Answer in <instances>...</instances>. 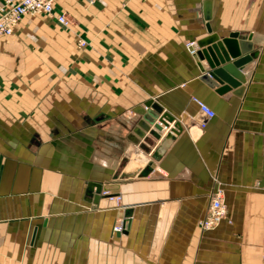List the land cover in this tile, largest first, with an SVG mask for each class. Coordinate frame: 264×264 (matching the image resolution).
<instances>
[{
    "label": "crops",
    "instance_id": "crops-1",
    "mask_svg": "<svg viewBox=\"0 0 264 264\" xmlns=\"http://www.w3.org/2000/svg\"><path fill=\"white\" fill-rule=\"evenodd\" d=\"M232 34L258 54L219 93L189 44ZM263 240L264 0H57L0 37V264H263Z\"/></svg>",
    "mask_w": 264,
    "mask_h": 264
},
{
    "label": "water",
    "instance_id": "water-1",
    "mask_svg": "<svg viewBox=\"0 0 264 264\" xmlns=\"http://www.w3.org/2000/svg\"><path fill=\"white\" fill-rule=\"evenodd\" d=\"M237 37L236 34H232L227 38L209 41L203 47L205 49L192 54L201 72V79L209 86L218 87L219 93H225L231 89L241 92L242 86L246 83L244 67L258 54L251 52V47L244 42H239ZM203 62L207 63L208 68L203 65ZM170 123H174L173 132L178 133L182 130L181 123L169 113L161 116L159 123L155 124V129L162 131L163 126L168 127ZM98 191H101L100 187Z\"/></svg>",
    "mask_w": 264,
    "mask_h": 264
},
{
    "label": "built area",
    "instance_id": "built-area-1",
    "mask_svg": "<svg viewBox=\"0 0 264 264\" xmlns=\"http://www.w3.org/2000/svg\"><path fill=\"white\" fill-rule=\"evenodd\" d=\"M57 0H6L0 5V37L12 36L19 23L26 16L44 15L55 16V5ZM57 21L65 28L72 25L66 13L56 16ZM79 47H85L87 43L80 39ZM195 43H190L189 47L193 49L191 53H195ZM200 112L205 116V120L201 122L204 128L207 122L215 116V113L204 103L194 99ZM228 209L224 201L222 191H217L211 196V202L206 217L199 223L200 229L211 231L217 227L222 221L227 219ZM120 231L121 228H115ZM262 262L264 264V240L262 244Z\"/></svg>",
    "mask_w": 264,
    "mask_h": 264
}]
</instances>
